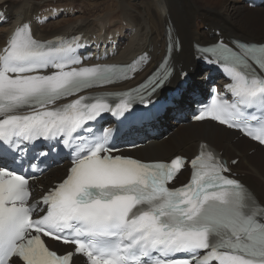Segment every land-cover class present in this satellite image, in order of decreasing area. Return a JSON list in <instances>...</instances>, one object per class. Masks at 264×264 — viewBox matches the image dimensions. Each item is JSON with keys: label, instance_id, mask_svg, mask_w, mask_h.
I'll return each instance as SVG.
<instances>
[{"label": "snow or ice", "instance_id": "1", "mask_svg": "<svg viewBox=\"0 0 264 264\" xmlns=\"http://www.w3.org/2000/svg\"><path fill=\"white\" fill-rule=\"evenodd\" d=\"M203 52L230 82L194 119L264 145V44L221 41ZM79 63L71 41H38L29 23L0 54V145L19 153L55 141L71 156L64 178L39 199L30 175L0 167V264H264V201L210 144L191 158L146 162L114 154L110 130L92 126L104 113L123 116L137 100L148 104L167 72L148 87L79 95L134 71ZM183 171L190 176L177 187Z\"/></svg>", "mask_w": 264, "mask_h": 264}, {"label": "bare ground", "instance_id": "2", "mask_svg": "<svg viewBox=\"0 0 264 264\" xmlns=\"http://www.w3.org/2000/svg\"><path fill=\"white\" fill-rule=\"evenodd\" d=\"M90 1H87L90 4L88 6L90 9H96L94 14L103 13L104 16L91 21L83 17L78 21L69 19L60 22L62 21L60 20L53 23L51 27L35 26L36 33L47 37L72 31L99 33L106 29L109 33L114 30L108 29L107 23L114 19L122 21L123 25L118 23L120 30L136 28L134 38L120 50V56L131 57L152 49L153 62H156L163 55L167 31L170 29L180 38L181 43L180 51L174 54L173 64L183 69L191 65L195 67L193 43L215 41L218 38L217 30H221L222 36L226 37L239 35L250 41H264L260 39L264 37V7L251 8L242 0H222L219 5H211L203 0ZM0 3L7 6L8 14L17 21L28 19L41 9L39 0H0ZM116 4L119 5L120 17L116 16L114 7ZM123 21H126V25ZM200 27L204 29L201 30ZM1 29L0 47L6 41L4 32L6 28ZM200 78H196L195 83L199 82ZM130 85L132 84L127 86ZM200 140H207L217 146L228 158L239 156L235 170L242 175V179L250 185L259 199L264 201V149L248 139L237 137L236 132L210 121L183 125L167 139L158 140L134 153L145 158L158 159H168L176 153L192 155L196 152ZM251 149H253L252 152H250ZM239 152L241 153L238 154ZM260 156L261 159H259ZM62 172L63 169L56 168L51 174L59 175ZM77 264H81L79 259Z\"/></svg>", "mask_w": 264, "mask_h": 264}, {"label": "rangeland", "instance_id": "3", "mask_svg": "<svg viewBox=\"0 0 264 264\" xmlns=\"http://www.w3.org/2000/svg\"><path fill=\"white\" fill-rule=\"evenodd\" d=\"M39 1H40V7H43V6H45V5L49 4V3H53V4H55V3H58L59 4L60 3L62 6H71V5H73L75 7L74 9L76 11L75 17L72 18V16H74V15H71V16H68V17L64 18L62 21L59 20L60 22H65L66 20H69V19H73V20H77L78 21V20H81L82 17L84 19L88 20V21H91V20H94L96 18H99L100 16L103 15V13H101V14L100 13L99 14L98 13L97 14H94V12L96 11V9H94V8L93 9H90V7H89L90 4H88V2H87V1L91 2L90 0H39ZM203 1H205L206 3H209L211 5H219L222 0H203ZM114 7L116 9V16H119L120 17L121 14L118 12L119 11V5L116 4V5H114ZM59 21H57V22H59ZM112 21H113L112 23L111 22H108L107 23L108 26L110 24L112 27H116L120 23L122 24V22H115L114 20H112ZM57 22H55V23H57ZM123 23L125 25V21H123ZM52 24L53 23L49 24L48 26L51 27ZM197 25H198V23H197ZM5 28H6V26H5ZM200 29L203 30L204 28L203 27H200ZM4 32H5V30H4ZM257 34H258V32H257ZM238 37L244 38V37H241L239 35H238ZM253 38H256L257 39V37H253ZM260 39H264V37H260ZM241 152H239L238 154H240ZM234 156H236V155H234ZM259 159H261V156L259 157Z\"/></svg>", "mask_w": 264, "mask_h": 264}]
</instances>
